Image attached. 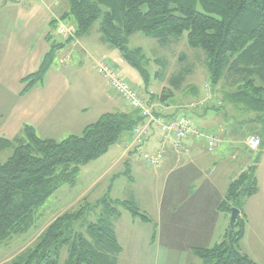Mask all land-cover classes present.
<instances>
[{"label":"trees","instance_id":"trees-1","mask_svg":"<svg viewBox=\"0 0 264 264\" xmlns=\"http://www.w3.org/2000/svg\"><path fill=\"white\" fill-rule=\"evenodd\" d=\"M66 1L69 11L62 20H74L76 40L86 37L99 23L104 43L118 50L146 84L149 72L142 63L143 52L129 49L130 38L143 33L166 46L187 34L188 45L206 54L213 88L232 78L234 91L224 95V103L257 114V121H264V0ZM56 23L51 24V49L40 68L21 82L23 95L44 82L65 45L53 39ZM73 41L69 39L67 43ZM209 102L206 96L201 105L205 108L200 110L223 111L222 105L207 107ZM198 107L190 106L189 111L196 112L192 109ZM143 122L137 110L119 111L102 115L82 135L60 142L40 138L31 126H25L14 140L0 137V153L13 150L9 160L0 163V245L27 234L35 225L37 211L52 196L66 186L76 187L82 168L107 155ZM132 152L137 153L135 149ZM256 172V166H252L228 186L219 210L231 214L237 208L240 217L234 231L230 233L228 229L223 241L213 248L192 249L200 264H258L241 249L247 226L244 205L259 192ZM124 174L133 180L130 170ZM122 211L135 220L154 224L135 200L106 195L91 204L85 198L77 210L57 217L32 248L6 264H60L65 247L69 250L65 264H118L123 248L115 222L122 217Z\"/></svg>","mask_w":264,"mask_h":264},{"label":"crops","instance_id":"crops-1","mask_svg":"<svg viewBox=\"0 0 264 264\" xmlns=\"http://www.w3.org/2000/svg\"><path fill=\"white\" fill-rule=\"evenodd\" d=\"M64 2L62 1L59 8H53L51 0H45L44 3L29 0L24 2L0 0L2 6V9H0V137L2 138L14 140L21 134L25 126H31L40 138L60 142L70 136L82 135L88 126L96 123L102 115L110 112L106 111L105 108L110 107L118 112L135 111L130 109L114 93V95L109 94L108 84L101 76L98 77L104 84L97 82L93 76L96 72L94 66L99 56H102L101 61L98 62H105L116 70L122 67L124 71L125 67L123 65H126L128 75L131 77V80L127 78L128 82L132 86H142V83H139L141 79L138 74L129 68L130 66L124 61L118 50L112 49L104 43L100 28L96 29L95 26L84 38L71 43L62 41V44L65 45L58 53V61L56 60L57 62L48 71L44 82L36 85L28 93L22 94L24 89V85L21 83L22 80L38 71L43 58L51 49V38H48V36L52 32V22L56 19H62L63 15L69 11L68 4L66 6ZM14 4L21 5V8L17 10L14 18L15 23H12L10 7ZM67 23L73 24L71 22ZM54 34L56 35V31H54ZM89 44H96V49H93ZM77 51L84 53L82 54L84 59L81 58L80 62L74 59ZM87 58L89 62L85 63L84 60ZM139 93L153 107L155 113L159 115L166 118L186 115L185 112L182 113L178 110V107L167 105L162 100L163 96L157 98L155 94L149 91L148 87L139 91ZM97 102H99V105L94 106L96 109H93V104ZM192 114V118L198 123L194 125L203 132L219 136V134L209 132L210 130H217L224 137L232 135L228 128L218 120V117H214L215 113L213 111L204 113L201 110L192 112ZM146 124L144 120L142 125L145 126ZM224 137H221L220 140L223 141ZM251 138L257 137L252 136L249 140ZM160 140L161 132L158 128L149 126L148 136L141 149L155 152L159 148ZM222 141L221 145L224 143ZM125 142L131 143L132 136H126L121 143L117 144L120 149L119 154L113 153L114 147H112L107 155L95 162L106 161L107 167L102 177L113 174V178H117L120 174L114 175L115 168L120 165H124L126 171L130 170L131 173L141 171L142 165L147 167L139 153H131L133 150L129 153L125 152L123 146ZM263 146L264 141L262 140L261 147ZM245 148L248 151V147ZM206 152L207 154H205ZM208 152L207 143L204 139L191 137L185 142V150L182 153H177L170 148L163 163L154 168L155 173L163 170L169 182L173 179L172 182L175 185L183 176L189 175L192 169L200 174V180L203 179L199 182L201 186L198 193L186 195L189 201L194 198V203L191 202L189 205L186 202L180 205L169 203L165 205V212L164 205L158 206L159 219L162 221L165 215L168 223L169 233H167V236L171 242L179 238L178 234H175L177 229L181 232H187V237H184L193 248H213L223 240L228 232L229 215L221 212L219 206L225 197L228 186L236 177L232 179L228 173L217 181L214 178V174L218 171L217 161L210 160ZM137 156H140L142 161L138 160ZM242 172L244 171H239V175ZM176 192L179 193V190ZM259 193L260 189L258 194L248 199L244 205L247 226L241 243L243 245L250 232L252 217L256 212L255 209L250 208L252 203H249ZM173 200L176 202L175 199ZM135 202L137 203L136 200ZM144 212L149 215L147 211ZM125 215V213H122V217L115 222L118 239L123 248L118 264L121 263L122 255H125V252L127 256H131L129 264L131 262V264H167L168 248H165V250L156 248L158 246L156 245L155 236L153 237V230H147L146 237H144L141 231L147 228L144 225L145 223L138 222L129 214L127 215L130 218L127 219H130L132 228L138 227L140 232L130 234L127 239V241L134 243L131 250L128 249V245L122 242L118 225L123 217H127ZM192 236H194V239ZM213 244L214 246L211 247ZM171 246L173 247L172 244ZM159 254L163 261L158 262V259H156ZM132 258L135 261H132Z\"/></svg>","mask_w":264,"mask_h":264},{"label":"rangeland","instance_id":"rangeland-1","mask_svg":"<svg viewBox=\"0 0 264 264\" xmlns=\"http://www.w3.org/2000/svg\"><path fill=\"white\" fill-rule=\"evenodd\" d=\"M64 1V4L67 6V1ZM19 8H21V5L18 4H14L10 7L12 23H15L14 18ZM0 9H2L1 4ZM67 22L74 24L73 19H69ZM95 28L99 29L100 24L97 23ZM94 34L96 35V33ZM53 39L58 43L65 41L62 37L57 34L55 35L54 31ZM89 45L93 49H96V44ZM128 47L130 50H142V63L149 72V82L146 84L138 71L129 67L138 74L141 79L139 83H142L140 87L133 85L132 87L134 89L142 91L148 87L149 91L155 94L157 98L165 96L162 100L167 105L178 107V110L181 109V112H185L195 125L198 123L192 118L193 114L189 110H191L193 104H199V101H205L209 93L213 96V99L209 104L206 103L207 107H220L221 105L224 107L222 112H213L215 113L214 117L217 116L218 120L228 128L232 135H226L224 137L220 135L219 131L210 130V133L219 134L218 138L224 137V143H222V145L220 143L219 147H217L218 149L216 148L214 152H208V156H210V160L217 161L218 171L214 174V178H216L217 181L228 173L231 175L232 179H234L233 177L237 178L239 171H246L250 167L256 166V177L259 181L258 186L260 193L249 203H252L250 208L252 210L255 209L256 212L252 217L248 237L244 241V245L241 244V249L244 254L249 255L251 259L258 264H264V146L261 147L259 151H251L249 149V138L252 136H256L257 139H260L262 145V140L264 141V121H257V114H249L233 108L230 104L224 103V95L227 92L234 91L232 78L228 77L216 88H213L209 80L206 54L202 50L192 49L188 45L187 34L179 39H173L168 45L163 46L156 39L149 38L143 33H136L130 38ZM82 54H84L82 51H77L74 59L80 62L81 58L84 59ZM100 58H102V56H99L97 62L101 61ZM84 62H89V59H85ZM110 63H112V61H110ZM123 67H125V70L123 71L121 67L118 72L125 80H127V78L131 80L126 70V65H123ZM93 76L96 78L97 82L104 84L99 78L100 75L97 71ZM108 92L114 95L111 90H108ZM98 105L99 102L96 104L94 103L92 108L96 109L95 107ZM204 108L203 106L202 108L199 106L197 109H192V111L197 110L198 112L201 111L200 109ZM105 109L106 111H110L109 113L118 112L110 107ZM231 142L233 143L231 144ZM245 147H248V151ZM112 152L115 154L120 153L118 145L114 146ZM12 154L13 150L11 149L0 153V163H6ZM205 154H207V152ZM137 158L141 160L140 156H137ZM106 167V161H99L98 163L93 162L82 168V173L79 176L76 187L72 188L66 186L52 196L47 203L37 211L35 225L27 234L15 237L11 241L0 245V264L9 263L32 248L41 234L57 217L66 212L77 210L85 198H87L89 203L96 204L106 195L111 196L113 199L125 201H133L135 199L141 211H147L150 217L154 218V224H144L147 228L141 231V234H144V237H146L147 232L150 229L153 230V237L155 236L156 245L158 246L156 248L162 250L168 248L169 250L166 258L167 264H200V259L192 252V245L188 244L189 242L187 243L185 238L188 235L187 232H181L176 229L175 234H178L177 236L179 238L171 242L167 236L169 227L165 215L161 221L159 219L160 213L158 212V206L161 207V205H164L165 212V205L169 203H174L173 205H180L183 202L188 203V205L191 202L194 203V198L192 201H189L186 195L198 193L201 186L199 182L203 180L199 179L200 174H197L196 170L192 169L189 175L183 176L177 185H175L172 182L173 179L169 182L163 170H159L155 173V169L148 166L144 167L142 165L141 171L132 172L131 177L133 180L124 174L126 172L124 165L115 168L114 175H117V173L120 174L117 178H113V174L102 177ZM232 169L236 171L234 172ZM178 190L179 193L176 192ZM173 199H175L176 202H174ZM122 213H125L127 217H123L120 221L118 231L122 242L128 245V249L131 250L134 243L132 241H127V239L130 234L134 232L139 233L140 229L138 227L132 228L130 219H127L130 218L129 215H127L129 214L128 212L122 211ZM228 215L231 219V214ZM137 221L141 222L140 220ZM181 237L183 238L181 239ZM192 237L194 239V236ZM213 246L214 244L211 247ZM68 257L69 250L65 247L61 253L60 264H65ZM130 259L131 256H127L125 252V255H122L120 264H129ZM156 259H158V262L163 261L160 254ZM132 261H135V259L132 258Z\"/></svg>","mask_w":264,"mask_h":264},{"label":"built area","instance_id":"built-area-1","mask_svg":"<svg viewBox=\"0 0 264 264\" xmlns=\"http://www.w3.org/2000/svg\"><path fill=\"white\" fill-rule=\"evenodd\" d=\"M24 2L28 0H18ZM32 2L44 3L45 0H29ZM63 0H51L53 8H59ZM57 28L56 34L64 40H76V26L67 23L61 19H56ZM95 71L107 82L109 89L118 97H120L132 110L140 112L141 117L146 121V125H140L135 128L132 134V142L124 145L125 152L129 153L135 149L141 156L146 166L157 168L163 163L168 150L171 148L177 153H182L185 150V142L191 137H199L206 141L209 152L220 145V138L216 135L207 134L190 121L186 116H176L174 118H166L162 115H157L153 107L145 101L138 90L125 80L121 74L112 66L105 62H97L94 66ZM212 100V95H207V101ZM204 102V101H203ZM193 104L192 107L201 106L203 104ZM154 126L161 132V140L159 148L155 152H148L141 149L148 136V127ZM261 140L251 138L249 140V149L251 151H259Z\"/></svg>","mask_w":264,"mask_h":264},{"label":"water","instance_id":"water-1","mask_svg":"<svg viewBox=\"0 0 264 264\" xmlns=\"http://www.w3.org/2000/svg\"><path fill=\"white\" fill-rule=\"evenodd\" d=\"M240 217V210L237 208H233L231 212V219L229 223V231L232 233L235 229L236 223L238 221V218Z\"/></svg>","mask_w":264,"mask_h":264}]
</instances>
